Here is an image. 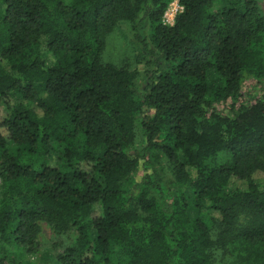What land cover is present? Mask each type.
<instances>
[{
	"label": "trees",
	"instance_id": "trees-1",
	"mask_svg": "<svg viewBox=\"0 0 264 264\" xmlns=\"http://www.w3.org/2000/svg\"><path fill=\"white\" fill-rule=\"evenodd\" d=\"M170 2L0 0V264L41 222L58 264H264V17ZM122 24L141 84L102 61Z\"/></svg>",
	"mask_w": 264,
	"mask_h": 264
},
{
	"label": "rangeland",
	"instance_id": "rangeland-1",
	"mask_svg": "<svg viewBox=\"0 0 264 264\" xmlns=\"http://www.w3.org/2000/svg\"><path fill=\"white\" fill-rule=\"evenodd\" d=\"M259 11L264 17V0H257ZM105 64H113L118 67H129L138 74V83L141 84L147 72V62L135 40V32L126 24L120 25L106 38V48L102 56ZM141 148V140H137ZM264 180V176L261 177ZM1 186V180H0ZM245 218L242 223H245ZM41 232L38 236L40 252L31 261L33 264H58L57 258L73 242V236H57L53 229L46 223H40Z\"/></svg>",
	"mask_w": 264,
	"mask_h": 264
},
{
	"label": "built area",
	"instance_id": "built-area-1",
	"mask_svg": "<svg viewBox=\"0 0 264 264\" xmlns=\"http://www.w3.org/2000/svg\"><path fill=\"white\" fill-rule=\"evenodd\" d=\"M183 11V7L180 0H171L168 9L163 17V24L165 26H173L176 17Z\"/></svg>",
	"mask_w": 264,
	"mask_h": 264
}]
</instances>
